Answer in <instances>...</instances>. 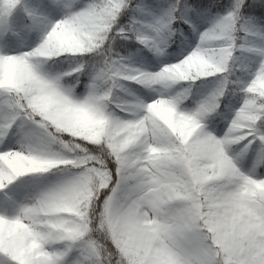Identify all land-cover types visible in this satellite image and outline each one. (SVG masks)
Masks as SVG:
<instances>
[{"label": "clouds", "instance_id": "obj_1", "mask_svg": "<svg viewBox=\"0 0 264 264\" xmlns=\"http://www.w3.org/2000/svg\"><path fill=\"white\" fill-rule=\"evenodd\" d=\"M237 4L241 7H236ZM245 4L246 0H230L223 12L213 14L209 19L214 23L204 29L202 42L197 41L198 50L188 52L175 63L162 61L170 55L168 50L177 42V34L183 37V31L172 27L162 35L150 33L147 50L163 64L159 71L131 75L128 65L117 59L131 53L126 56L116 46L119 37L113 15L118 11L115 6L85 12L77 19H65L64 9L60 8L59 18L43 40L28 50H20L18 57H9L7 70L0 73V89L12 88L18 93L24 110L35 122L36 136L55 138L57 144L53 151L60 149L61 152L60 158L51 152L26 154L20 142H15L14 150L0 152V163L9 173L35 182L21 206L26 210V218L11 224L0 220V250L10 245L22 262L32 258L39 264H50L51 256L44 251L46 244L66 239L94 242L97 246L95 264H122L112 243V231L123 240H128L131 232L120 207L112 209L111 229L103 215L102 197L108 189L105 173L112 171L113 152L119 151L126 156L127 150L121 146L133 143L142 135V129L148 127L145 114L179 142L184 151L177 150L175 158L183 162L190 154L189 146L199 144L202 139L199 134L218 115L225 97L237 100L235 123L227 125L231 130L227 139H214L222 141L220 150L225 154L234 157L240 152V142L248 135L246 128L259 120L258 116L254 117L255 109L264 107V56L254 57L259 67L253 65L255 74L249 77L241 60L243 53L239 51L246 45L264 49V21H254L255 30L262 38L242 32V22L248 16L243 11ZM9 7L0 0V12L6 13ZM30 35L20 30L15 39L26 46ZM106 60H111L110 77L107 81L98 80L95 69ZM82 76L86 78L85 91L77 95ZM244 79L250 82L241 87L238 81ZM129 80L149 94L155 90L163 95L147 103L139 119L123 121L115 114L116 106L133 112L138 106L122 91L113 94L112 89L114 85L125 87L124 82ZM197 81L202 82L203 90L192 100V107L186 108L184 101ZM90 86H94L96 99L92 108L85 110L79 106V100L89 94ZM246 96L250 98L245 99ZM69 100L72 102H67ZM30 101L34 102V107L30 106ZM149 154L153 158L172 156L167 148L151 146ZM89 156L93 159H88ZM80 160L84 163L69 166ZM192 169L180 168L188 178L176 184L174 192L179 193L184 202L201 205L206 213L223 215V208L208 207L212 195L208 182L221 173L212 153L193 160ZM72 177L76 179L69 183ZM4 178L0 175V180ZM250 190L264 192V185H251ZM245 203L246 208L240 210L243 215L238 227L264 243V219L257 215L261 210L251 196ZM151 212V208L141 209L140 216H148ZM163 242V239H156L153 244L159 246ZM260 251L264 252V248Z\"/></svg>", "mask_w": 264, "mask_h": 264}, {"label": "snow or ice", "instance_id": "obj_2", "mask_svg": "<svg viewBox=\"0 0 264 264\" xmlns=\"http://www.w3.org/2000/svg\"><path fill=\"white\" fill-rule=\"evenodd\" d=\"M10 7L8 11L0 12V73L8 68L9 57H18L20 50L6 51L13 44L20 45L15 37L23 30L27 33H39L38 41L44 39L52 29L55 19L51 17L59 14L63 8L65 19H77L85 12L99 10L101 8L112 9L116 20V34L119 39L135 41L147 48L149 34L155 32L162 35L169 31L173 24L180 21L186 24L197 41L203 39V31L199 24L214 23L209 19V9L220 5H207L193 0H174L165 10L156 14L152 6L135 3L134 0H3ZM241 7L240 5H235ZM256 12L264 16V0H251L243 7V11ZM131 12L130 22L121 24V17ZM179 13V15H177ZM255 16H247L241 27V31L247 35L262 38V34L256 31ZM198 50V43L191 46V50ZM28 50V49H27ZM175 51V50H174ZM183 49L176 55L183 58L188 52ZM243 53L241 60L247 76L255 74V68L259 67L254 57L264 56V49H258L255 45L245 46L239 49ZM180 58V59H182ZM128 65V72L135 75L140 72H151L133 64L131 57H117ZM178 59V60H180ZM177 60V61H178ZM176 61V62H177ZM175 63V62H174ZM111 60L104 61L95 69L96 79L107 81L111 74ZM160 67H163L161 64ZM160 67L158 68L159 71ZM137 84L135 81H125ZM250 79L238 81L241 87H246ZM139 85V84H138ZM89 94L79 100V106L90 110L95 101L94 86H90ZM113 94L122 91L133 103L137 104L136 111L123 110L116 106L115 114L123 121L136 120L144 111V106L162 92L152 90L150 99L137 95L127 86L120 88L113 86ZM71 96V93L67 94ZM246 96L245 99H249ZM71 103L72 101H67ZM34 107V102L30 101ZM225 111L219 110L221 121H226V126H221V134L216 135L215 129L210 131L205 128L199 135L202 137L199 144L189 146L190 154L183 162L175 158L177 150L183 152L178 141L174 140L171 133L160 125L154 118L145 114L148 127L142 129V135L134 139L130 145H122L126 148L127 155L122 156L119 151L113 152L114 165L108 177V189L104 200V217L112 228V209L120 207L125 214L126 222L130 228V237L123 240L113 230L112 243L121 256L122 264H264V243L256 240L253 234L238 227V220L243 215L240 211L246 208V198L251 196L258 209L257 213L264 219V192H252L251 185L260 187L264 185V107H257L254 117L259 120L255 124H249L246 128L248 135L241 143V150L234 157L220 150L222 143L214 137L227 139L231 131L227 125L235 123L233 117L236 107L232 100L224 105ZM230 113V118L225 115ZM32 125L33 127H29ZM35 122L27 111L24 110L23 101L12 88L0 89V145L7 152L14 150L12 141L20 142L27 150L26 154L40 155L51 152L54 157L60 158V149L53 151L57 144L55 138L40 139L34 132ZM167 148L172 153L168 158H153L149 154V147ZM212 153V158L221 167V173L209 181L212 190L208 207L223 208L224 214L206 213L199 204L182 201L180 194L174 192V186L187 180V175L180 171L183 167L187 171H193L192 161L200 159L204 154ZM88 159H93L89 156ZM84 163L83 160L74 161L70 167H76ZM194 174V173H193ZM0 175L5 178L0 180V220L5 223H14L24 219L26 210L22 209L23 201L34 188L35 182L24 177L13 176L7 167L0 163ZM76 177L69 179V183ZM18 181H22L18 183ZM13 209V214L8 215L7 209ZM151 208L148 216H140V210ZM163 239V243L154 246L153 241ZM94 242L84 243L72 240L52 241L44 246V251L51 256L50 264H95L97 253ZM0 264H39L38 260L29 258L21 261L12 246H6L0 250Z\"/></svg>", "mask_w": 264, "mask_h": 264}, {"label": "trees", "instance_id": "obj_3", "mask_svg": "<svg viewBox=\"0 0 264 264\" xmlns=\"http://www.w3.org/2000/svg\"><path fill=\"white\" fill-rule=\"evenodd\" d=\"M161 1V3L164 6H170L174 0H134L135 3H141V4H147L153 7L156 2ZM188 3H192L193 0H187ZM200 3L204 4L205 6L207 5H213L217 4L220 5V7H211L209 9V17H211L213 14L223 12L224 6L227 5L230 0H199ZM248 2H251V0H248ZM248 16H255L257 21H264V16L258 15L256 12H250V11H245ZM132 16L131 12L126 13L124 16L121 17L120 23L121 24H127L130 22V17ZM173 28H177L183 31V37H189L191 33V29L184 23L177 21L175 24L172 26ZM179 35V33L176 36V43L172 45V47L169 50L176 49V45L180 40H183L184 38ZM118 50L121 53H125L127 56V53H131L130 57L132 62L135 61L137 64L141 65H146V66H155L157 63L152 55L147 48L142 47L135 41H125L122 39H119L116 44ZM129 57V56H127ZM71 79V78H69ZM201 82V81H197ZM85 83H86V78L81 77V84L80 86L76 89V92H82L85 89ZM127 87H133L136 88L139 93L144 97L146 95L147 90L143 88L142 86L138 84H134L132 82H126ZM195 99V97L191 96L189 93V98L184 101V107L186 108H191L192 107V100ZM228 98L225 97L223 103L221 104L220 111L224 112V105L227 104ZM211 122H221L219 117H215L212 119Z\"/></svg>", "mask_w": 264, "mask_h": 264}, {"label": "rangeland", "instance_id": "obj_4", "mask_svg": "<svg viewBox=\"0 0 264 264\" xmlns=\"http://www.w3.org/2000/svg\"><path fill=\"white\" fill-rule=\"evenodd\" d=\"M169 6H164L161 1H158L155 3V5H153L152 7V10L153 12H155L156 14H159L160 12H162L163 10L167 9ZM59 18V14H55L51 17V19H57ZM210 18V17H209ZM207 27V24L206 23H200L199 24V29L200 31H203L205 28ZM191 35L189 37H187L186 39H183V40H180L178 43H177V47L176 49H173V50H168L170 55L164 59L162 62L163 63H174L176 62L178 59L182 58L178 55H176V53H179L182 49L187 52V51H190L191 50V46L192 45H195V43L197 42V37L193 34V32L191 31ZM38 36H39V33L37 32H33L31 33V35L29 36L28 38V43L26 45L25 48H17L15 44H13L11 47L5 49L6 51H16V50H27V48H30L32 46L35 45V43L38 41ZM175 50V51H174ZM154 57V56H153ZM155 61H156V65L155 66H146V65H141V64H137L135 61H133V64H135L136 66L138 67H143V68H146L150 71H156L158 70V68L161 66V61L157 60L156 58H154ZM12 71H15V69L13 68ZM135 84V83H134ZM201 84L202 82H196V85L190 90V94L191 96L193 97H197L199 92L202 91V87H201ZM130 88L131 90H134L136 92L137 95H140L142 96L139 91L136 89V88H133V87H128ZM85 89L82 91V92H77V95H82L84 93ZM150 96L151 94L148 93V91L146 92V95L144 96L145 99H150ZM229 102V99L228 101ZM232 105L233 107H238L239 106V102L237 100H232ZM225 115L227 117L230 118V113L228 112H225ZM226 126V121H221V122H211L208 126V129L210 131H212L213 129H215V134L216 135H220L221 134V126ZM15 144V141L13 140L12 141V146H14ZM0 150H3V146L0 145ZM27 179V178H25ZM22 181H18V183H20ZM2 210V209H0ZM7 212H8V215H12L13 214V209L9 208L7 209Z\"/></svg>", "mask_w": 264, "mask_h": 264}]
</instances>
